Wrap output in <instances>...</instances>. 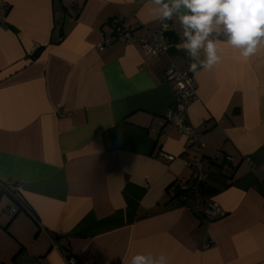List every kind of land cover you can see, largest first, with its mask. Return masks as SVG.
I'll return each mask as SVG.
<instances>
[{"label":"crops","instance_id":"0c3cea01","mask_svg":"<svg viewBox=\"0 0 264 264\" xmlns=\"http://www.w3.org/2000/svg\"><path fill=\"white\" fill-rule=\"evenodd\" d=\"M0 3V178L22 186L15 215L0 197V264H128L149 252L264 264V48L244 59L222 44L211 71H191L199 155L165 120L175 98L165 69L191 63L178 20L153 19L148 0ZM116 17L138 37L166 24L174 45L154 56L116 39L100 49ZM195 158L208 171L202 197L223 217L174 203Z\"/></svg>","mask_w":264,"mask_h":264},{"label":"clouds","instance_id":"9594fccd","mask_svg":"<svg viewBox=\"0 0 264 264\" xmlns=\"http://www.w3.org/2000/svg\"><path fill=\"white\" fill-rule=\"evenodd\" d=\"M147 7L153 19L178 20L180 46L193 73L211 71L221 60L222 44L238 50L244 59L264 48V0H148ZM128 264H169V258L163 253H137Z\"/></svg>","mask_w":264,"mask_h":264},{"label":"built area","instance_id":"2783aa9c","mask_svg":"<svg viewBox=\"0 0 264 264\" xmlns=\"http://www.w3.org/2000/svg\"><path fill=\"white\" fill-rule=\"evenodd\" d=\"M112 23L113 27L110 32L103 31V39L99 45L100 49L110 46L112 41L116 39L127 43L139 42L147 56H154L161 54L174 45V42L168 36L165 25H162L160 29L151 32L149 35L138 37L134 35L132 26L121 18H113ZM165 74L169 80L175 83V98L166 112L165 120L185 136L197 154L203 155L205 144L203 134L190 124L187 117L190 105L197 98L195 76L191 71L180 69L173 63L166 67ZM163 156L168 159L174 158L173 155L166 153ZM224 159L226 162L234 160L229 155H225ZM188 166L193 169L195 176L186 182L176 183L180 193L174 203L188 206L194 213L204 215L211 220L225 216L226 210L218 201H207L202 197V187L208 177V171L204 169L202 160L199 158L191 159L188 161ZM21 187L20 182L0 178V197L7 195L12 200L8 206L10 216L15 215L21 207ZM213 243L214 240L211 239L206 243V246H212ZM68 262L75 264V257L70 256Z\"/></svg>","mask_w":264,"mask_h":264},{"label":"trees","instance_id":"16d2710c","mask_svg":"<svg viewBox=\"0 0 264 264\" xmlns=\"http://www.w3.org/2000/svg\"><path fill=\"white\" fill-rule=\"evenodd\" d=\"M136 27V26H135ZM179 193H180V190L178 191ZM177 204V203H176ZM72 257H74V256H72Z\"/></svg>","mask_w":264,"mask_h":264}]
</instances>
